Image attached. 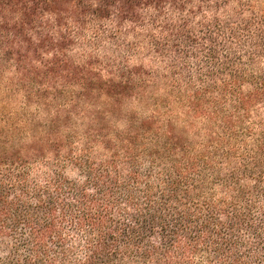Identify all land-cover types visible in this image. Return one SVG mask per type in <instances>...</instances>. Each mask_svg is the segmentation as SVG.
Here are the masks:
<instances>
[{
	"label": "trees",
	"instance_id": "16d2710c",
	"mask_svg": "<svg viewBox=\"0 0 264 264\" xmlns=\"http://www.w3.org/2000/svg\"><path fill=\"white\" fill-rule=\"evenodd\" d=\"M0 264H264V0H0Z\"/></svg>",
	"mask_w": 264,
	"mask_h": 264
}]
</instances>
